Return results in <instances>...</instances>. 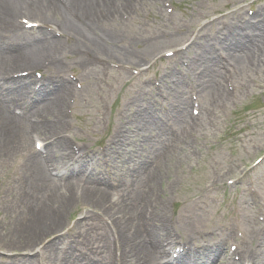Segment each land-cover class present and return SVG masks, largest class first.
Listing matches in <instances>:
<instances>
[{
	"label": "rangeland",
	"instance_id": "374dc122",
	"mask_svg": "<svg viewBox=\"0 0 264 264\" xmlns=\"http://www.w3.org/2000/svg\"><path fill=\"white\" fill-rule=\"evenodd\" d=\"M163 1L165 0H146L140 6L132 2L134 11L122 18L123 24L114 23L117 24L116 27L121 32H119L121 39L114 44L118 50L114 53L116 56L112 54L107 61L121 59L119 52L123 57L122 59L125 60L123 63L146 64V62L158 57V53L163 50L180 45L181 41L200 22L218 13H223L228 7L243 3L245 0H166V2L170 1L174 7L171 15L166 14L162 5ZM128 3V1L124 2L125 7ZM125 7L123 8L125 9ZM122 13L124 11L119 14ZM120 19L118 18L119 21ZM177 30L183 31L179 38H177ZM212 30L215 28H210L208 32L204 29L203 34H210ZM61 34L69 42H73L68 32H61ZM59 44L62 45L63 42L60 41ZM193 47L192 49H194ZM68 58L71 56L68 55ZM94 58L101 59V56ZM160 66L156 65L153 72L157 73ZM70 67L73 68V66ZM19 69L22 70V68ZM90 73H92V77L89 80L86 79L81 90L76 92V103L73 107L72 120H70L71 129L68 132L80 147H86V145L79 144V140H86L85 143L93 142V134H97V136L101 135L102 132L106 134L112 128L116 111L122 108L127 110L125 103L138 96L137 91H135V86L138 89V85L135 83L141 82V80H131L127 83L125 76L119 72H112L105 80L101 79L100 72L89 69ZM132 84L135 86L131 87ZM263 84L264 77L260 75V72L257 74L254 69L249 72L237 70L233 95L227 101L218 103L213 107L212 115L207 117L208 120L200 122V127L197 129L199 132L196 136L198 142L197 140L194 142L191 150H188L189 147L180 150V147L175 151L176 153L174 152L170 177L173 179V183L167 185L164 179L155 190L157 196L162 193L160 196L166 200L167 218L175 219L174 216H176L178 220L180 218L183 221L182 224L190 228L194 225L199 230L210 229L208 231L214 234L221 232L220 230L227 223L229 216L235 215L238 217V221L242 222L239 219L238 207H235V214L229 211L231 208L229 206H232L229 204V200L248 201L246 195H238L240 193L238 190L230 194L229 192L224 193V195L220 194L223 197L222 203L215 206V203H212V198H210L212 195L206 193L204 187L210 181L214 182L213 177L217 178L222 175L235 177L239 171L249 167L256 157L264 153ZM210 105L212 107L211 103ZM41 110V106L33 104L29 111L46 117L47 115ZM101 118L110 119L107 129L101 125ZM27 144L28 138L26 136L21 151L13 157L14 160L8 161L5 165H0V195L3 196L4 194L8 202L14 200V189L19 187V193H21V188L24 186L21 183L15 185V181L18 179L16 175L17 166L25 160L29 153ZM246 181L242 189L255 188L259 198L264 203V161L246 177ZM59 184L60 182H56L57 187ZM139 189L145 191L146 184L142 182ZM232 194H236L235 198L231 196ZM213 195L220 200L218 193ZM139 200L140 197H137L130 199L129 202L133 203L136 208ZM2 206L0 203V210ZM14 211L16 213H13ZM2 212L0 211V219L2 216L8 219L14 217L15 221V217H17V220L21 221L17 224L13 221L1 223L0 251L4 252L13 243L12 240H16V235L20 236L19 231L28 230L30 222L28 221V210L22 206H17L14 210L8 208L4 213ZM77 213H81L78 205L75 209H71L67 217L69 226L74 225V229L82 232L89 231L90 227L86 224L76 225V220L79 219ZM75 231L78 232L74 230V235ZM44 242L37 243V245ZM16 246L15 253L18 255L25 254L23 244Z\"/></svg>",
	"mask_w": 264,
	"mask_h": 264
},
{
	"label": "bare ground",
	"instance_id": "6f19581e",
	"mask_svg": "<svg viewBox=\"0 0 264 264\" xmlns=\"http://www.w3.org/2000/svg\"><path fill=\"white\" fill-rule=\"evenodd\" d=\"M67 5H69L71 8H73L76 15H78V21L73 20L72 18H66L65 14H62V18L60 20H67L66 23L60 22L63 29H68L69 27L74 31L75 37H79V33L83 35H88L90 31L95 30V28L102 23L104 20L106 21V17L109 14H115L118 15L120 12L123 11V5L126 0H63ZM146 0H138L137 6H140L143 4ZM46 3V6H45ZM47 4L48 0H37L36 4L33 6L32 4H29L26 2V0H0V21H3L6 24V27L4 29L11 30L16 26L17 18L19 17V12L17 7L19 5L24 6L27 8L26 15L30 18H34L37 22H43L45 23L48 20V16H50L49 11H47ZM33 6V8H32ZM32 8V9H31ZM56 12L58 13V8H55ZM53 11V10H52ZM104 21V22H105ZM103 22V23H104ZM262 26L259 25V23H255L252 25H247V31L251 34L253 31L257 33V39H260V43L264 46V34L262 31ZM253 29V30H252ZM236 33V34H235ZM105 34V38L108 40H111V35L107 32L103 33ZM234 34V35H233ZM231 37H229L228 40L219 41V45L221 50H232L239 48L243 53L246 52V42L247 39H249L248 36L244 35V33L240 31L234 32ZM16 36V35H14ZM32 37L27 39L22 46V49L20 48L16 49L15 52L12 54L7 55L10 56L7 60L6 66L3 67V63L0 66V69H12L16 67H27V66H34L36 64L40 63V60L43 57H47L50 59L51 66L57 67V58L55 57V54L50 46H43L38 44V42H34L30 40ZM12 39L14 37L12 36ZM81 39V38H80ZM79 40V39H78ZM75 39V49L76 53L81 49L82 47L86 48L87 50H97L102 52L103 47L93 40L90 37H86V41L81 42V40L78 41ZM85 40V36L84 39ZM104 52V51H103ZM247 52H250V50H247ZM106 53V52H104ZM1 57V56H0ZM235 60L238 61L239 64H242V60L237 56H233ZM0 61H2L0 59ZM84 64V61L82 62V65ZM40 65V64H39ZM243 65V64H242ZM39 67V66H38ZM11 81L8 82V84ZM24 85L28 87V83L26 81L23 82ZM58 86L59 89L61 87L65 86V83L63 80H52L47 79L44 81L42 89L39 91V95L43 94H50L56 92V89L54 87ZM204 85H202V90ZM5 90V89H4ZM38 92V91H37ZM36 92V93H37ZM20 93L24 94L26 97L29 95V91H20ZM19 95L22 102L24 97L23 95ZM61 98L63 95H60ZM224 96L222 93H220V100L223 99ZM226 97L223 99L225 100ZM57 104L59 105V100H56ZM61 104V100H60ZM184 102L182 103V105ZM25 106V102H24ZM50 106H53L50 105ZM47 109V106L43 108V111ZM53 107H48L47 112L56 114L57 110ZM61 112V109L59 110ZM59 112L58 117L55 121V123L52 126H40L36 127L35 129H32L33 131L37 130L40 131L43 135L55 132L60 127L58 126L59 122ZM181 118H185L184 112L177 111L175 119L179 120ZM132 122V120H131ZM143 125L144 127L149 128L148 126V120L147 118L143 117V112L141 114L136 115L133 118V123L131 125ZM27 133V131H26ZM6 138L7 135L4 134ZM9 138H12L11 135H9ZM2 140V139H1ZM5 142V141H4ZM66 144L64 141H56L49 147L50 157L54 159V156L57 152H64L63 155L67 154V149L65 148ZM4 150H0V154L3 155ZM57 162V160H55ZM35 166L37 167V171L40 176H38L41 180L46 179L44 177L45 173L43 170V167L38 162L34 161ZM143 169H146L148 171V167H142ZM152 174L153 171H150ZM159 176V173L150 175V177H153L154 180H156ZM152 180V182H154ZM74 184L69 183L65 189V191L60 190H53L52 191V199L49 198H42L39 197L40 200H37L33 203H31L29 209H28V221L30 222L28 224V230H23L22 232L19 231L20 236L17 234L16 241L17 245H24V246H35L36 243H42L43 241L48 242L50 239H48L49 236H52L54 233H59L60 229L62 227V223L60 222L61 214L66 210V207L68 205V202L74 198V193L76 192L74 189ZM94 188V187H89ZM91 190V191H89ZM84 195L82 196L89 198L92 203L96 204V207H98L101 210H105L106 214L109 215L112 219L113 225L115 227V232L117 233V237L120 240H123L124 243L127 245V248L129 249L130 254L133 257V264L136 263L137 260L140 261L141 264H155L157 259V250L155 248V245H147V241L145 240V237L142 235V227L140 226L141 220H139L138 217V210L131 208V206H127L123 204L122 206H114L111 207V202L108 199L107 193L105 191H101L98 189H87L84 192ZM42 198V199H41ZM54 202V203H53ZM53 208L51 209V207ZM164 208H159V210L156 212L154 211L152 213L153 218L151 217L148 222L144 223L145 227L148 231V233L151 235L152 238H155V236H164L166 235V227L164 222L161 220L164 215ZM27 216V215H26ZM161 217V218H160ZM159 218V219H157ZM146 231V232H147ZM155 235V236H154ZM190 240H192V237H189ZM51 242V241H50ZM156 243V242H155ZM257 247L253 249H245L244 250V258H246L249 264H264V239L261 240V242H256ZM217 255L210 256L207 254L206 250H202L200 252H193L191 253V258L188 262V264H211V262L215 261H221L223 260V252L222 251V243L216 248ZM30 261H26V264H35L34 258H29ZM212 260V261H211Z\"/></svg>",
	"mask_w": 264,
	"mask_h": 264
}]
</instances>
